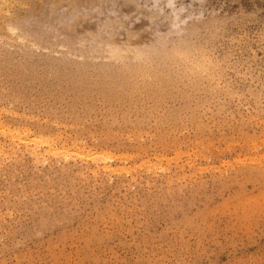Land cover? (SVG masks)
I'll return each instance as SVG.
<instances>
[{"label":"rangeland","instance_id":"obj_1","mask_svg":"<svg viewBox=\"0 0 264 264\" xmlns=\"http://www.w3.org/2000/svg\"><path fill=\"white\" fill-rule=\"evenodd\" d=\"M0 3V264H264V0Z\"/></svg>","mask_w":264,"mask_h":264},{"label":"bare ground","instance_id":"obj_2","mask_svg":"<svg viewBox=\"0 0 264 264\" xmlns=\"http://www.w3.org/2000/svg\"><path fill=\"white\" fill-rule=\"evenodd\" d=\"M3 2V1H2ZM1 4V3H0ZM2 126V125H1ZM7 127V126H6ZM9 131V129H5L4 130V132L6 133V132H8ZM10 134V133H9ZM15 134V133H14ZM27 140H29L30 138L29 137H27L26 138ZM44 142V141H43ZM74 147V146H73ZM49 150L50 151H52V152H56L57 151V149L55 148V146H53V145H49ZM69 154V153H68ZM107 168H110L109 166L107 167Z\"/></svg>","mask_w":264,"mask_h":264}]
</instances>
